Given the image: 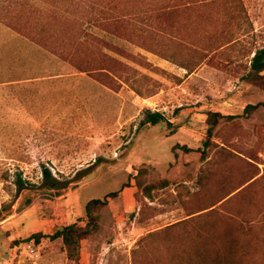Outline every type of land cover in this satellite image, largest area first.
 I'll list each match as a JSON object with an SVG mask.
<instances>
[{
  "label": "rangeland",
  "instance_id": "1",
  "mask_svg": "<svg viewBox=\"0 0 264 264\" xmlns=\"http://www.w3.org/2000/svg\"><path fill=\"white\" fill-rule=\"evenodd\" d=\"M107 8L112 28L84 23L83 45L70 24L33 37L0 21V264H264V106L243 115L264 101V68L249 77L264 0ZM209 112L225 117L205 149ZM112 193L78 248L14 243L84 226Z\"/></svg>",
  "mask_w": 264,
  "mask_h": 264
},
{
  "label": "trees",
  "instance_id": "2",
  "mask_svg": "<svg viewBox=\"0 0 264 264\" xmlns=\"http://www.w3.org/2000/svg\"><path fill=\"white\" fill-rule=\"evenodd\" d=\"M84 1L85 3H82L81 5L80 3L75 4V0H0V21L13 27L16 31H27L29 35H32L33 37L47 34L54 35L58 32L55 28L56 24H67V26L70 24L72 30L71 35H75L76 43L83 45V43L88 40V37H93L92 34L83 30L84 23L88 22L104 31H109L112 28L107 8V5H110L112 0ZM118 3L119 2H117V4ZM70 4L77 9L73 11L67 8L66 6ZM116 20H118V18H116ZM54 30L56 31L55 33ZM94 39L103 43L104 46L117 51V53H123L120 48L111 46L108 42L101 38L96 37ZM99 53L102 57H107L106 53L103 51L100 50ZM160 55L164 58L169 57L165 54ZM263 58L264 49L257 51L254 54L251 61V73L249 74L250 78L259 77V69L264 68ZM97 60L94 62L96 66L95 69L107 70L103 64L104 60ZM92 62L93 61L89 60L90 64ZM260 106H264V101L256 104H247L243 109V115H249ZM223 117L225 116L219 112L208 113L206 120V139L203 142L205 149L210 145L215 129ZM162 122H166L168 125H171L162 113L153 112L149 109L145 110L144 123L155 126ZM176 148L189 151V148L186 146L176 145L173 146L172 149L174 150ZM204 150L202 153L203 156L206 154ZM42 173L46 180L52 177L47 168H43ZM114 195L115 193H112L105 198L91 199L87 202L85 207L87 222L84 226H79L76 223H70L61 229H57L53 234H43L41 232H37L31 234L24 240L18 242L14 241V243L17 245L20 242L33 241L37 244L44 238H48L50 240L61 239L67 249H70L72 246H74V248H78L81 240L92 236L99 229V217L98 214H96V210L107 205L108 198Z\"/></svg>",
  "mask_w": 264,
  "mask_h": 264
}]
</instances>
